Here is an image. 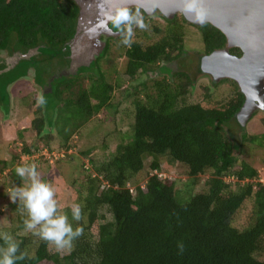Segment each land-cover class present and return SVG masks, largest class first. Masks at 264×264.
<instances>
[{"label": "trees", "instance_id": "obj_1", "mask_svg": "<svg viewBox=\"0 0 264 264\" xmlns=\"http://www.w3.org/2000/svg\"><path fill=\"white\" fill-rule=\"evenodd\" d=\"M79 12L73 0H0V55L7 52L19 59L8 66L10 60L0 57L4 107L9 106L10 90L17 96L19 86L26 84L23 80L33 65V59H27L30 50L44 47L39 54L48 61L69 54ZM141 13L148 29H135L131 47L121 43V36L109 38L90 65L93 75L77 74L70 83L66 77L58 79L46 92L41 76L37 80L46 116L31 121L36 149L27 142L21 155L53 152V129L67 143L92 120L107 121L110 114L116 124L122 104L117 103V91L131 101L133 111L126 114L127 126H116L105 136L115 141L110 156L95 164L94 176L85 175L86 187L75 202L82 220H72L71 207L64 208L73 227L83 228V235L70 250L57 252L24 230L23 215L19 233L12 236L31 258L18 264H264L262 172L246 161L237 165L244 144L257 141L246 135L238 118L245 96L235 81L225 80L221 83L227 82L232 91L215 98L219 83L212 80L208 86L200 84L202 96L193 97L199 79L206 77L203 57L223 49L226 37L210 24L195 26L182 16L161 22ZM190 28L203 42L195 57L185 50ZM230 52L242 54L237 48ZM120 71L132 82L130 89H122ZM148 72L153 78L143 80ZM24 96L26 102L31 97ZM261 124L264 129V120ZM233 130L242 135L241 142L231 137ZM93 150L83 155L90 156ZM164 159L178 165L180 178L162 175ZM8 164L0 160V172ZM80 169L85 170L84 163ZM141 174L144 181L131 184ZM197 189L188 202H178L177 193Z\"/></svg>", "mask_w": 264, "mask_h": 264}, {"label": "rangeland", "instance_id": "obj_2", "mask_svg": "<svg viewBox=\"0 0 264 264\" xmlns=\"http://www.w3.org/2000/svg\"><path fill=\"white\" fill-rule=\"evenodd\" d=\"M105 41L107 42L106 39ZM185 50L194 52L190 53L193 57L196 56L195 52H201L203 50L202 37L193 28L188 30ZM36 52L37 51H32L30 54L34 55ZM3 55H6L5 57L8 60H13L8 57L9 55L7 53ZM27 55L29 56V53ZM18 58H20V56H18ZM69 61H71L70 64L67 62L69 72L67 71L62 73V77H60L61 80L65 77L66 79L68 77H74L77 74L83 75L84 73L81 71H91L92 73H96L90 66L76 68L80 65H84V62H78L77 60L74 63L72 62L73 58H70ZM6 63L7 65H10L9 62ZM118 64L120 65L119 68H122L124 66V60H118ZM176 67L177 64H173V68L176 69ZM80 68H88V70H81ZM120 72L121 73L118 77L122 83V89H130L132 82H130L129 78L123 71ZM88 75L93 74L88 73L87 76ZM153 76L154 75L148 72L146 75L142 76V79L147 80L148 78H153ZM67 80H69L67 83H70L72 79ZM199 80V85L197 84L194 89L193 97L202 96L203 92L200 84L208 86L212 82L211 77L208 78L202 76ZM26 81L29 80L27 79ZM23 87H25V85H20L18 90H22ZM47 87L50 89L52 88L51 84L49 86L47 85ZM231 91L232 87L227 82L221 84L219 83L218 87L214 89V97L218 99L224 98L226 94ZM10 93L11 101L9 100V106L4 107L3 104L0 103V160H7V162H9L6 169L3 172H0V231H8L11 234H18L19 224H21V218L23 215L18 209V201L17 203H13L9 194V189L14 186H21L23 183L21 178L15 179V176H17L15 173L16 166L22 162L36 163L41 179L49 182L55 187L60 208L64 212V208L67 206L71 207V205L76 204L75 202L80 191L82 188L86 187H83L86 179L85 175L89 174L94 176L96 174L94 169L95 164L105 160L106 156H110L109 150L111 148H115V141H113L111 136L110 138H105V136L107 133L112 132L116 126L118 128H122L128 125V117L126 118V114L130 115L133 111V107L130 104V100H123L121 90L117 91L115 93L117 103L122 102V104H120V113L118 114L116 124L113 122L112 115L110 117V114L107 121L104 117L103 121L98 119L92 120L90 123L86 124L81 131H79L78 135L72 137L67 143L60 135L56 134V130L53 129V134L55 135V139L51 143L53 152H50L49 149H47L43 152H35L32 156H25L24 154H21L24 145L27 142L31 144V149L33 151L36 149V143H33L34 141H32L34 129L31 125V121L37 117L46 116L45 106L43 103H38V97H41L40 90L35 93V103L32 101L33 99H31L33 95L29 97L26 102L22 96L18 97L12 94L11 90ZM24 93L28 94L29 92L28 90H25ZM195 99L196 98H194V100ZM4 103H8L7 100L4 101ZM39 108L41 109L40 113L38 111ZM256 113L257 112L254 114ZM262 115L263 114L258 115L257 113L255 116H252L244 126L246 127V135H248L249 138L256 137L257 141L254 145H250L248 143L244 144L243 153L238 155L237 165H240L242 161H246L252 166L259 168L262 172L261 179L264 181V129L259 121V118ZM230 135L232 138L241 142L242 135H240L237 131L233 130ZM106 139L107 144H109L107 146L104 144ZM89 150H93L91 155L84 156L83 153ZM16 155H21V157L18 162H13V157ZM83 163L85 165V170L80 169V166ZM163 169L165 171L162 175L180 178L178 177L177 164H170L167 159H164ZM143 179L144 175L141 174L138 177H135L131 184H134L136 180H140L142 182L144 181ZM185 182L188 181L185 180ZM130 186L134 189L132 185ZM199 190L200 189L189 191L184 195L177 193L178 202L180 204H185ZM242 224L243 221L239 223V225Z\"/></svg>", "mask_w": 264, "mask_h": 264}, {"label": "water", "instance_id": "obj_3", "mask_svg": "<svg viewBox=\"0 0 264 264\" xmlns=\"http://www.w3.org/2000/svg\"><path fill=\"white\" fill-rule=\"evenodd\" d=\"M73 1L80 12L77 32L72 40V62L78 60L84 62L85 66H90L97 50L105 46L97 34L99 30L107 36H117L109 25L100 27L106 18L105 14L116 4L123 3L130 8H138L148 16L160 12L166 18L173 19L179 14L195 26L210 24L226 37V46L223 49L203 58V71L211 75L215 82L228 79L237 83L240 92L245 96V103L238 113L241 124L245 126L257 108L260 105L264 107V0H206L210 14L204 24L197 22L194 14L184 11L182 0H158L155 8L153 0ZM84 39L89 43L83 45ZM92 45L94 50L97 49L96 52H93ZM233 48L240 49L242 56L231 55L230 49ZM256 100L259 104H255Z\"/></svg>", "mask_w": 264, "mask_h": 264}, {"label": "clouds", "instance_id": "obj_4", "mask_svg": "<svg viewBox=\"0 0 264 264\" xmlns=\"http://www.w3.org/2000/svg\"><path fill=\"white\" fill-rule=\"evenodd\" d=\"M185 12L192 13L200 24H204L210 14L206 0H182ZM158 6V0H153V7ZM100 27L111 26L119 32L121 43L131 47L135 29L147 30L149 25L137 8L133 10L129 6L119 3L106 14ZM38 103H44L42 97H38ZM36 163L18 164L15 168L16 175L23 181L21 186L9 189L10 199L13 203L18 201V209L22 215L24 230L31 232L45 241L49 247H54L57 252L70 250L73 241L83 235V228L73 227L66 212L60 208L55 187L41 179ZM26 214V215H25ZM71 216L74 221L82 220V209L79 204L71 205ZM0 264H18L31 257L26 251H22L19 243L8 231H0ZM178 248L183 251V244Z\"/></svg>", "mask_w": 264, "mask_h": 264}, {"label": "flooded vegetation", "instance_id": "obj_5", "mask_svg": "<svg viewBox=\"0 0 264 264\" xmlns=\"http://www.w3.org/2000/svg\"><path fill=\"white\" fill-rule=\"evenodd\" d=\"M145 15H147V14H145ZM177 16H182V15H176L174 18H176ZM147 17H149V18H154V19H159L161 22H164L165 21V19H166V17L164 16V15H162L160 12H156V14H154L153 16H148L147 15ZM183 17V16H182ZM173 18V19H174ZM184 18V17H183ZM168 19V18H167ZM170 20H172V19H170ZM109 27L111 28V26L109 25ZM112 29V28H111ZM113 30V32H115V33H117V36H107L105 33H101V30H99L100 31V33H98L97 32V34L99 35V38H100V40L102 41V42H104L105 43V46H103V47H101L100 49H96L97 50V52H96V50H94V47H93V45H92V50H93V52H96L97 53V55L95 56V58L90 62V65L94 62V61H96L97 59H98V57L101 55V53L105 50V48H106V44H107V42L105 41V39L106 40H108L109 38H118L119 36H120V34H119V32H117V31H115L114 29H112ZM74 39V38H73ZM72 39V40H73ZM72 40L68 43V50H69V54H67V55H65V54H62L60 57H57L55 60H53V61H48L46 58H44L43 59V57L41 58V56H40V54H39V52L41 51L42 52V50L44 51V47H39V48H37V49H32V50H30L29 51V56L27 55V59H33V65H32V67H30L29 69H28V74H27V76H26V78H24V80L23 81H25V87H23V89L21 90H19L18 91V93H17V96L18 97H20V96H22L23 98L24 97H26V96H24V91L25 90H28V95H30V96H32L33 95V97L35 96V93L37 92V91H41V93H42V86L39 84V82L37 81L38 80V78L41 76V79L39 80V81H41V82H44L45 83V92L48 90H50V88H48L47 87V85L49 86L50 84H51V86H52V83H54L56 80H58V79H60V77H62V73H64V72H69V66L67 67V62L70 64V62L71 61H69V59L70 58H72L73 57V47H72ZM83 45H86L85 43H89L88 42V40L87 39H84L83 40ZM79 46H83L82 44H78ZM90 45V44H89ZM47 48V47H46ZM231 50V49H230ZM32 51H37L36 52V54H34V55H31L30 53L32 52ZM187 51V50H186ZM99 52V53H98ZM187 52H192V51H187ZM7 52H3V53H1V55H0V57H2V56H6V55H3V54H6ZM43 53V52H42ZM231 53V52H230ZM8 54V53H7ZM94 54V53H93ZM9 55V54H8ZM76 55V54H75ZM231 55H233V54H231ZM15 56H16V54L15 55H13V56H8L10 59H13V60H10L9 61V63H10V66L11 65H14L15 63H17L18 62V60L19 59H16L15 58ZM233 56H237V57H241L242 56V54L241 55H233ZM206 57V56H205ZM6 58V57H5ZM26 58V57H25ZM204 58V57H203ZM8 60V59H7ZM9 66V65H8ZM79 67H86L85 65H80V66H78V67H76V68H79ZM66 68H67V70H66ZM71 68V67H70ZM81 69V68H80ZM81 70H83V69H81ZM71 71V70H70ZM82 73H84V75H87L88 73H90V72H85V71H81ZM206 77H208V78H213L211 75H206ZM71 78V77H70ZM70 78H67V79H70ZM29 80V81H26V80ZM212 80H214V78L212 79ZM225 80H228V79H222V80H220V81H218L219 83H221V82H223V81H225ZM237 84V83H236ZM39 86V87H38ZM29 87V88H28ZM33 100H36V98L34 97L33 98ZM10 101H11V99H10ZM255 104H259V102H258V100H256L255 101ZM12 105V104H11ZM263 106H259L258 108H257V110L255 111V112H257L258 113V115H261V114H263L259 119V121H260V123H262L263 122V120H264V107L262 108ZM254 112V113H255ZM256 113V114H257ZM256 114H253V116H255Z\"/></svg>", "mask_w": 264, "mask_h": 264}]
</instances>
